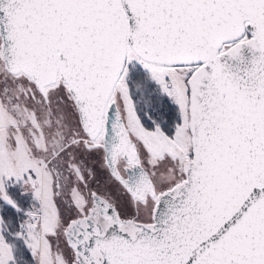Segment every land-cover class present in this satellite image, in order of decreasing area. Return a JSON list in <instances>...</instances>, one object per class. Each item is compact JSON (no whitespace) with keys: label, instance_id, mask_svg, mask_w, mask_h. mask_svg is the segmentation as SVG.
Wrapping results in <instances>:
<instances>
[{"label":"snow or ice","instance_id":"6c2138e0","mask_svg":"<svg viewBox=\"0 0 264 264\" xmlns=\"http://www.w3.org/2000/svg\"><path fill=\"white\" fill-rule=\"evenodd\" d=\"M0 264H264V0H0Z\"/></svg>","mask_w":264,"mask_h":264}]
</instances>
